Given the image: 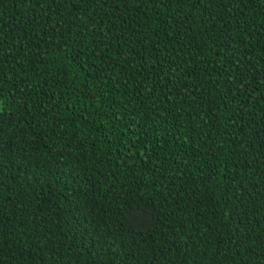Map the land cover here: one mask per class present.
Listing matches in <instances>:
<instances>
[{
  "label": "trees",
  "instance_id": "1",
  "mask_svg": "<svg viewBox=\"0 0 264 264\" xmlns=\"http://www.w3.org/2000/svg\"><path fill=\"white\" fill-rule=\"evenodd\" d=\"M0 264H264V0H0Z\"/></svg>",
  "mask_w": 264,
  "mask_h": 264
}]
</instances>
